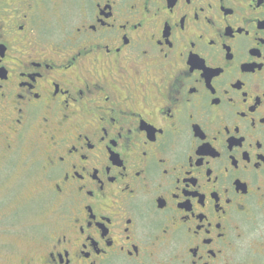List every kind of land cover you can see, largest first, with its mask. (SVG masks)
I'll list each match as a JSON object with an SVG mask.
<instances>
[{"label": "flooded vegetation", "instance_id": "obj_1", "mask_svg": "<svg viewBox=\"0 0 264 264\" xmlns=\"http://www.w3.org/2000/svg\"><path fill=\"white\" fill-rule=\"evenodd\" d=\"M0 160L18 264H264V0H0Z\"/></svg>", "mask_w": 264, "mask_h": 264}, {"label": "rangeland", "instance_id": "obj_2", "mask_svg": "<svg viewBox=\"0 0 264 264\" xmlns=\"http://www.w3.org/2000/svg\"><path fill=\"white\" fill-rule=\"evenodd\" d=\"M30 166V161L23 164L0 160V264H11L7 260L12 256V264H18L24 252L34 249L40 224L47 215L40 210L38 195L23 207L16 203L36 191V171Z\"/></svg>", "mask_w": 264, "mask_h": 264}]
</instances>
